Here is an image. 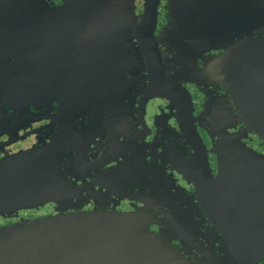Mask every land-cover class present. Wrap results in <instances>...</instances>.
<instances>
[{
    "label": "flooded vegetation",
    "instance_id": "1",
    "mask_svg": "<svg viewBox=\"0 0 264 264\" xmlns=\"http://www.w3.org/2000/svg\"><path fill=\"white\" fill-rule=\"evenodd\" d=\"M70 1L44 3L60 8ZM110 1L111 32H59L61 51L82 49L91 56L62 52L44 56L37 70L31 65L27 72H10L13 82H26V111L10 125L0 124V160L54 147L66 186L58 203L1 217L0 228L62 213L144 212L151 230L179 247L191 264H264L257 255L234 253L219 230L236 224L232 188L238 183L219 176L212 138L225 128L264 155L263 140L242 123L223 78L225 55L240 42V32H248L237 20L246 15L243 9L256 18L257 0H188L186 7L159 0L153 25L143 18L148 0ZM247 3H253L250 9ZM184 9L189 29L179 18ZM2 33L0 52L57 48L34 47L28 32L27 38ZM35 84L42 86L41 95ZM188 129L200 134L208 169ZM219 194L224 197L217 199ZM214 201L225 211L218 221Z\"/></svg>",
    "mask_w": 264,
    "mask_h": 264
},
{
    "label": "water",
    "instance_id": "2",
    "mask_svg": "<svg viewBox=\"0 0 264 264\" xmlns=\"http://www.w3.org/2000/svg\"><path fill=\"white\" fill-rule=\"evenodd\" d=\"M158 1L148 0L145 24L156 23ZM171 2L173 6L188 4V0ZM257 2L256 18H251L250 10L243 9L246 15L237 20L241 29L248 32H240V42L225 55L223 61L229 65L223 70V78L227 90L237 100L242 123L264 142V31H259L264 29V0ZM112 4L115 3L110 0H71L54 8L44 0H0L1 35L12 32V38H27L28 32L34 37V47L57 46L49 50L0 52L1 125H10L26 111V82H13L10 72H27L31 65L37 70L44 56L47 59L62 52L76 56L87 53V57L91 52L82 49L61 51L59 32H66L68 37L72 32H111L109 21L115 18L108 14L107 7ZM252 4L246 6L250 9ZM179 18L186 22L184 29L191 28L187 9L179 13ZM20 43L30 44L18 41L16 45ZM78 67L81 71L94 68ZM35 89L41 95L42 86L35 84ZM188 125L191 126L190 121ZM186 135L202 147L204 155L200 163L208 169L206 146L200 134L188 129ZM212 138L213 153L219 159V176L238 183L232 188L235 189L232 195L238 197V208L232 213L236 224L219 230L227 236L234 253L264 258V155L250 149L240 136L225 128L212 132ZM53 148L39 147L0 160V218H16L21 211L41 209L62 199L66 181L62 179L59 155L52 152ZM220 197L223 194L216 198ZM213 203L212 213L218 221L225 211L218 201ZM144 216V212H91L22 220L0 228V264H191L179 247L162 233L151 230Z\"/></svg>",
    "mask_w": 264,
    "mask_h": 264
},
{
    "label": "rangeland",
    "instance_id": "3",
    "mask_svg": "<svg viewBox=\"0 0 264 264\" xmlns=\"http://www.w3.org/2000/svg\"><path fill=\"white\" fill-rule=\"evenodd\" d=\"M30 214L29 213H27V216H29ZM3 222L2 221H0V225L2 224Z\"/></svg>",
    "mask_w": 264,
    "mask_h": 264
}]
</instances>
